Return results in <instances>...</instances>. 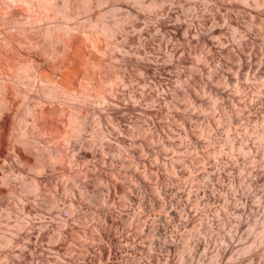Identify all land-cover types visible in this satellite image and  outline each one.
Returning a JSON list of instances; mask_svg holds the SVG:
<instances>
[{
    "label": "rangeland",
    "instance_id": "rangeland-1",
    "mask_svg": "<svg viewBox=\"0 0 264 264\" xmlns=\"http://www.w3.org/2000/svg\"><path fill=\"white\" fill-rule=\"evenodd\" d=\"M28 1L0 0V70L17 77L12 83L0 81V110L11 120L8 141L0 150V264H64L61 260L96 264L100 259L97 264H167L168 254L170 264H264V0H51L48 4L55 14L45 10L42 17L32 11ZM67 11L72 12L70 16L64 14ZM114 17H130L126 33L131 40L124 44L131 50L127 55L139 57L141 63L104 64L102 75L123 71L128 85L120 89V102L113 106L133 100L140 102L139 108L124 110L120 120H113L109 107L93 102L86 125L72 137L76 146L84 142L82 146L93 156L78 164L63 160L40 170L39 159L33 155L31 166L16 163L14 144L32 152L47 151L58 142V146H67L63 137L55 142L38 131L45 118L31 115L30 108L32 103L38 110L50 105L52 118L61 122L59 99L39 104L36 95L49 86L47 77L61 79L63 63L80 58L78 49L90 43L91 19ZM122 38L119 33L118 40ZM34 65L39 66L42 77L46 75L44 80L33 78ZM143 65L149 72L141 71ZM5 86L12 88L10 101L4 99ZM187 92L198 98L189 100ZM151 94L159 95V100L153 102ZM150 103L159 110L155 118L143 111ZM210 122L212 129H206ZM62 123L68 126L66 121ZM102 129L114 133L103 136ZM118 134L134 142L122 144L116 139ZM149 136L147 149L140 153L143 161L131 162L132 151L140 150L143 138ZM228 138L233 139V148ZM107 144L112 151H104ZM135 173L148 184H142ZM37 176L50 182L38 190ZM115 183L123 189L111 191L110 184ZM164 183L171 189L167 196ZM17 188L23 197L13 190ZM173 195L177 200H172ZM110 208L119 223L113 230L122 239L121 249L113 244L118 254L111 260L99 239ZM175 209L185 210V214L174 216L171 211ZM156 225L166 227L167 233L155 229L151 235L150 228ZM63 228L68 235L61 240ZM85 250L91 254L87 261L82 260ZM70 255L75 257L72 261Z\"/></svg>",
    "mask_w": 264,
    "mask_h": 264
},
{
    "label": "bare ground",
    "instance_id": "bare-ground-1",
    "mask_svg": "<svg viewBox=\"0 0 264 264\" xmlns=\"http://www.w3.org/2000/svg\"><path fill=\"white\" fill-rule=\"evenodd\" d=\"M26 1V0H25ZM28 1V0H27ZM49 2H51V0H29L28 3L30 4L31 6V9L33 8L34 12H38L39 13V17H42L43 16V13L45 10L48 11V14L49 15H53L55 13L51 12V10L53 8H51V6H49ZM77 2V1H76ZM60 3V1H59ZM71 4V3H70ZM74 4V3H73ZM79 4V3H78ZM94 4V3H93ZM11 6V5H10ZM68 6V5H67ZM80 6V5H79ZM23 7V6H22ZM25 7V6H24ZM7 9V8H6ZM15 9V8H14ZM64 9V8H63ZM67 10V9H66ZM53 11V10H52ZM33 12V13H34ZM63 12V11H62ZM77 12V11H76ZM4 13V12H3ZM72 13V12H71ZM68 11L67 12H64V14L66 16H70V14ZM30 14V13H29ZM32 14V13H31ZM4 15V14H3ZM46 15V13H45ZM96 15V14H95ZM99 15V14H98ZM9 16V15H8ZM36 16V15H35ZM101 18V17H100ZM26 19V18H25ZM130 17L128 18H112V19H99V18H92L91 19V29L87 32L88 33V37H89V45L87 47H81L80 49H78L80 52V58L77 60V61H74V62H71L69 64H66V63H63L65 64L66 67L64 71V74L62 75L61 79L60 80H49L51 78L48 79L47 77V80L50 82L49 86L43 88L41 90V93L36 95L37 97V100L39 104H42L44 102H50L51 99L53 98H57L59 99V101L61 102L60 105V108L59 110L63 113V118L61 119V122L59 121H56L52 118V114H53V110L51 108V106H47V107H42L38 110V108H35L33 107V104L32 103V107L30 108V114L34 116V113H37L38 115L41 114L45 120L41 123V125H39V129L38 131L40 133H44V134H47L48 135V140H53L55 142H57V139L58 138H62L67 141H64V145L66 144V142L68 143L67 146H62V147H66V148H62L59 145V142L58 143H54V146H51L49 147V149L46 151L42 150H38V151H33L30 150V149H27L26 147H21L20 144H14V149H15V156H16V163L18 162H22V163H30L32 160H31V155L35 156L36 159L38 158L39 159V169L40 170H44L50 166H55L56 163L60 162V161H63V160H67L69 162H72V163H77L81 160H86L88 157L90 156H93V153L90 152L88 149L84 148L82 146V143L84 144V142L80 144H77L76 146V140H74V136H76V134L86 125L85 124V119L89 116V112H90V108H91V104L93 102H101L104 104V108L107 109L109 107V116H112L111 118L113 120H118L119 118H121V112L122 111H126V110H135L137 108H139V105H140V102L138 103V101H133L132 102H128V103H123L122 106H116L113 104L115 103H119V98H118V93L120 91L121 88L125 87L128 85V82L126 81L124 75H123V71H116L114 74H109V75H102V68L104 66V64H112L113 66L115 67H118L120 65H123L124 62L126 61H135L137 63H141V60L139 59L138 55L136 52L135 54L137 55L138 58H131L130 56H128L127 54L130 52L131 53V50H129V48H126V44H124L125 42L131 40V35L129 33H126V24L128 23ZM34 20V19H33ZM58 22V21H57ZM184 25V24H183ZM136 26V25H135ZM88 27V26H87ZM49 29V28H48ZM83 29V28H82ZM45 30V29H44ZM85 31V30H84ZM186 31H190L189 28L186 29ZM19 32V31H18ZM24 33V32H23ZM58 33V32H57ZM68 33V32H67ZM119 33H122L123 36H124V40L123 38L118 40V34ZM3 35V34H2ZM25 35V34H24ZM75 35V34H74ZM78 35V34H77ZM45 36V35H44ZM43 37V36H42ZM55 37V36H54ZM63 37V36H62ZM121 36H119L120 38ZM47 39V38H46ZM45 39V40H46ZM58 40V39H57ZM65 40V39H64ZM88 40V38L86 39ZM13 41V40H12ZM20 41V40H19ZM31 43V42H30ZM74 43V42H73ZM74 45V44H73ZM18 47V46H17ZM69 47V46H68ZM15 48V47H14ZM19 48V47H18ZM26 48V47H25ZM29 48V47H28ZM57 48V47H56ZM59 49V48H58ZM71 49V48H70ZM35 50V49H34ZM60 50V49H59ZM24 51V49H23ZM33 51V50H32ZM71 52V51H70ZM24 54V53H23ZM22 54V55H23ZM31 54V53H29ZM46 54V53H45ZM67 54V53H65ZM130 55V54H129ZM24 56V55H23ZM32 56V55H31ZM144 56V54H143ZM35 58V57H34ZM31 59V58H29ZM38 59V58H37ZM51 59V58H49ZM74 60V59H73ZM6 61V60H5ZM48 61V60H47ZM15 62V61H14ZM57 62V61H56ZM151 62V61H150ZM42 63V62H41ZM62 64V65H63ZM130 64V63H129ZM41 65V64H40ZM142 65V64H141ZM32 66V65H31ZM47 66V64H46ZM137 66V65H136ZM144 66V65H143ZM57 67V66H56ZM60 67V66H59ZM63 67V66H62ZM142 67V66H141ZM22 68V67H21ZM32 68V67H31ZM123 68V67H122ZM19 69V68H18ZM29 69V68H28ZM60 69V68H59ZM108 69V68H107ZM142 70H145L146 72H149V69L148 67L144 66L141 68V71ZM20 71V70H19ZM51 72V71H50ZM31 73V71H30ZM105 73V72H104ZM54 74V73H53ZM16 75V74H15ZM14 74L10 73V71H6L4 69L0 70V81L1 82H11V81H16V76ZM23 75V74H22ZM31 75V74H30ZM32 75H33V78L34 79H37V78H43V77H46L43 76L42 77V71H40V68L39 66H33V71H32ZM145 75V74H144ZM20 76V75H19ZM24 76V75H23ZM48 76V75H47ZM51 76V75H50ZM44 80V78L42 79ZM46 80V79H45ZM68 80V81H67ZM100 81L97 82V81ZM47 82V81H46ZM6 83H4L6 85ZM12 83V82H11ZM18 83V82H17ZM107 83H109L111 85V87H107ZM16 84V83H15ZM38 84V82H37ZM141 84V83H140ZM2 85V84H1ZM14 85V84H13ZM155 86H158V85H155ZM36 87V86H35ZM160 87V86H159ZM17 88V87H16ZM15 88V89H16ZM40 88V87H39ZM158 88V87H157ZM18 91L22 92V93H27L26 89H22V87H18L17 88ZM36 89V88H35ZM133 89V88H132ZM134 89H136L134 87ZM156 90V89H155ZM191 90V89H190ZM189 90V91H190ZM1 91V90H0ZM4 91V92H3ZM3 93H4V99L5 101H10L12 100V94H13V91H12V88H10L9 86H5V88H3ZM17 91V92H18ZM107 91H110L109 93H107ZM158 91V89H157ZM160 91V90H159ZM185 91V90H184ZM36 92V91H35ZM127 92V90H126ZM134 92V91H133ZM175 92V91H174ZM130 93V91H129ZM157 93V92H156ZM191 93H194V92H191ZM236 93V92H235ZM243 93V92H242ZM155 94V93H154ZM152 95L150 96V98L153 100V102L155 101H158L159 100V95ZM162 94H165V92L163 91ZM195 94V93H194ZM212 94V93H211ZM215 94V93H214ZM218 94V93H217ZM3 95V94H2ZM15 95V94H14ZM166 95V94H165ZM187 95V96H186ZM186 97H188L189 100H194L195 98L197 99L198 96L195 94H190L189 92L186 93ZM33 96V95H32ZM121 96V95H120ZM123 96V95H122ZM224 96V95H223ZM143 97V96H141ZM194 97V98H193ZM216 97V96H214ZM2 98V97H1ZM22 98V97H20ZM176 98V97H174ZM220 98V97H219ZM148 99V97H147ZM238 99V98H237ZM151 100V102H152ZM199 100V99H198ZM175 101V100H173ZM183 101V100H182ZM212 101V100H211ZM222 101V100H221ZM14 102V101H13ZM21 102V101H20ZM36 102V101H35ZM58 102V101H56ZM1 103V102H0ZM9 103V102H8ZM51 103V102H50ZM111 103V104H110ZM189 103V102H188ZM252 103V102H251ZM250 103V104H251ZM263 103V102H262ZM23 104V103H21ZM48 104V103H47ZM236 104V103H235ZM254 104V103H253ZM12 105V104H11ZM18 105V104H17ZM111 105V106H110ZM154 104L150 103L149 104V107L147 108H142L143 111L146 113V116H151V117H157V115L159 114V110L157 108H155L153 106ZM181 105V104H180ZM200 105V104H199ZM219 105V104H218ZM37 106V105H36ZM45 106V105H44ZM56 106V105H55ZM153 106V107H151ZM179 106V105H178ZM177 106V107H178ZM230 106V105H229ZM249 106V105H247ZM252 106V105H251ZM1 107H3L1 105ZM19 107V106H18ZM54 107V106H53ZM161 107V106H160ZM243 107V106H242ZM7 108V106H6ZM207 108V107H206ZM19 109V108H17ZM16 109V111H17ZM195 109V107H194ZM242 109V108H241ZM240 109V110H241ZM22 110V109H21ZM20 110V111H21ZM93 110V109H91ZM206 110V109H205ZM204 110V111H205ZM251 110V109H250ZM124 111V112H125ZM200 111V110H199ZM123 112V113H124ZM172 112V111H171ZM216 112V111H215ZM214 112V113H215ZM229 112V111H228ZM232 112V111H231ZM5 112L2 110H0V150H1V147L2 145H4L6 143V140L8 141V138L6 139V137H9V136H6V133L8 132L7 131V128L10 126L8 125V121L10 120L8 115H3ZM10 114V113H9ZM12 114V113H11ZM23 114V113H22ZM169 114V113H168ZM195 114V113H194ZM201 114V113H200ZM257 114V113H256ZM15 115V114H14ZM125 115V114H124ZM123 115V116H124ZM204 115V113H203ZM2 116H5L3 119H2ZM122 116V117H123ZM11 117V116H10ZM37 118H39L38 116H36ZM42 117V118H43ZM246 117V116H244ZM248 117V116H247ZM256 117V116H255ZM253 118V117H251ZM100 120V122H102V118H98ZM234 119V118H233ZM241 119V118H240ZM258 119V118H257ZM112 120V121H113ZM120 120V119H119ZM175 120V119H174ZM191 120H194V119H191ZM190 120V121H191ZM197 120V119H196ZM229 120H231L229 118ZM252 120V119H251ZM259 120V119H258ZM13 121V120H12ZM35 121V120H34ZM40 121V120H39ZM67 122L68 123V126H65L62 122ZM11 122V120H10ZM16 122V120H15ZM99 122V121H98ZM117 122V125L120 126L122 125L121 124V121H116ZM188 122V121H187ZM199 122V121H198ZM35 124V123H34ZM116 124V123H115ZM188 124V123H187ZM230 124L232 125V123L229 121V126ZM250 124V123H249ZM248 125V124H247ZM38 126V125H37ZM190 126V125H189ZM192 126V125H191ZM201 126V125H200ZM211 122L208 123L206 125V129H212L211 127ZM122 127V126H121ZM142 127V126H141ZM205 127V125H204ZM203 127V128H204ZM264 127V126H263ZM111 128V127H110ZM118 128V127H117ZM120 128V127H119ZM118 128V129H119ZM176 128V127H175ZM180 128V127H179ZM259 128V127H258ZM10 129V128H9ZM124 129V128H123ZM128 129V128H127ZM143 129V128H142ZM205 129V130H206ZM252 129V128H251ZM175 130V129H174ZM30 131V130H29ZM82 131V130H81ZM166 131V130H165ZM184 131V130H183ZM186 131V130H185ZM199 131V130H198ZM11 133V132H10ZM111 133H114L113 131H110L108 130L105 131L104 129L101 130V135L103 136H111ZM120 133V132H119ZM137 133V132H136ZM181 133V132H180ZM201 133H203V131H201ZM200 133V134H201ZM263 133H264V130H263ZM8 134V133H7ZM79 134V133H78ZM117 134V132H116ZM140 134V133H137V135ZM185 134V133H184ZM213 134V133H212ZM46 135V136H47ZM114 135V134H113ZM151 135V134H150ZM182 135V134H181ZM92 136V135H91ZM134 136V135H133ZM186 136V135H185ZM73 137V138H72ZM137 137V136H136ZM194 137V136H193ZM196 137V136H195ZM223 137V136H222ZM235 137V136H234ZM14 138V137H13ZM19 138V137H18ZM145 138V137H144ZM142 140V146H140V150H135V151H132L133 154H130V159H131V162H138V163H141L143 160H142V155L140 153H143L145 152V150L147 149V146L150 142V139L152 138V136H149L148 140ZM192 138V137H191ZM199 138V136H198ZM256 138V137H255ZM73 139V140H72ZM116 139L118 141H120L122 144H127L129 141L130 142H134L133 139H128L126 138L125 136H122L120 134L117 135ZM142 139V137H141ZM238 139V138H237ZM24 140V139H23ZM184 140V139H183ZM12 141V140H11ZM9 141V142H11ZM20 141H21V138H20ZM52 141V143H53ZM60 141V139H59ZM155 141V140H154ZM176 141V140H175ZM187 141V140H186ZM198 141V140H197ZM217 141V140H216ZM223 141V140H222ZM33 142V141H32ZM228 142L229 144L231 145V147L233 148L234 147V142H233V139L231 138H228ZM19 143V142H18ZM205 143V142H204ZM135 144V143H134ZM139 144H140V141H139ZM154 144V143H153ZM171 144V143H170ZM173 145H175L174 143H172ZM184 144V143H183ZM199 144V143H198ZM28 145V144H26ZM56 145V146H55ZM80 145V146H78ZM164 145V144H163ZM190 145V144H189ZM8 146V145H7ZM6 146V147H7ZM169 146V145H168ZM197 146V145H196ZM44 147V146H43ZM248 147V146H247ZM246 147V148H247ZM133 148V147H131ZM150 148V147H149ZM240 148V147H239ZM4 150V149H3ZM2 150V151H3ZM8 150V149H7ZM129 150V149H128ZM131 150V149H130ZM195 150V148H194ZM227 150V149H226ZM104 151H112V146L110 144H107V146L104 148ZM215 152L218 151V148L214 150ZM6 152V151H5ZM201 152V151H200ZM8 153V152H7ZM9 154V153H8ZM5 155V154H4ZM132 155V156H131ZM177 155V154H176ZM238 156V154H237ZM3 157V155H2ZM125 157V156H124ZM127 157V156H126ZM153 157V156H152ZM187 157V156H186ZM199 158V157H198ZM203 158V157H201ZM148 160V158H147ZM183 160V159H182ZM188 160V159H187ZM186 160V161H187ZM163 161V160H162ZM165 161V160H164ZM3 162V161H2ZM214 162V161H213ZM212 162V163H213ZM62 163V162H61ZM68 163V162H67ZM145 163V162H144ZM169 163V162H168ZM192 163V162H191ZM32 164V163H31ZM31 164H29L31 166ZM134 164V163H133ZM177 164V163H176ZM174 163V165H170L172 167V170L175 171L176 168H177V165ZM188 164V162H187ZM35 165V164H34ZM182 165V164H181ZM213 165V164H212ZM74 166V165H73ZM146 166V165H145ZM58 167V166H57ZM179 167V166H178ZM182 167V166H181ZM214 167V166H213ZM147 168V167H146ZM150 168V167H149ZM152 168V167H151ZM155 168V167H154ZM59 169V168H58ZM148 169V168H147ZM153 169V168H152ZM232 169V168H231ZM162 170V169H161ZM166 170V169H165ZM171 170V169H170ZM24 171V170H23ZM70 171V169H69ZM157 171V170H156ZM183 171V170H182ZM214 171V170H213ZM216 171V170H215ZM181 172V171H180ZM209 172V171H208ZM254 172H256L254 170ZM70 173V172H69ZM68 173V174H69ZM138 173V172H137ZM135 173V174H137ZM186 173V172H185ZM217 173V172H216ZM214 173V174H216ZM161 174V173H160ZM184 174V173H183ZM254 175L255 174H258V173H253ZM64 175V174H63ZM104 175V174H103ZM138 175V179L140 180V182L143 184V183H146V179L137 174ZM26 176V175H25ZM36 176V175H35ZM73 176V175H72ZM91 176V175H90ZM102 176V175H101ZM105 176V175H104ZM157 176V175H156ZM166 176V175H165ZM164 176V177H165ZM179 176V175H178ZM208 176V175H207ZM210 176H212L210 174ZM248 176V175H247ZM257 176V175H256ZM31 177V176H30ZM98 177V176H97ZM103 177V176H102ZM107 177V176H105ZM137 177V176H136ZM185 177V176H184ZM187 177V176H186ZM246 177V176H245ZM156 178V177H155ZM176 178V177H175ZM211 178V177H210ZM221 178V177H220ZM99 179V178H98ZM115 179V178H114ZM207 179V178H206ZM215 179V177H214ZM27 180V179H26ZM65 180V179H64ZM102 180V178H101ZM178 180V178H177ZM209 180V179H208ZM231 180V179H230ZM156 181V180H155ZM172 181V180H171ZM201 181V180H200ZM214 181V180H213ZM47 182H50L49 179L45 178L44 176H37L36 178V183H35V187L36 189H41L43 186L46 185ZM163 182H164V178H163ZM195 182V181H194ZM207 182V181H206ZM261 182V181H260ZM171 183V182H170ZM231 183V182H230ZM234 183V182H233ZM61 184V183H60ZM148 184V183H146ZM165 184V189H164V192L163 194L165 196L168 195V192L171 190L169 189V184L167 183H164ZM180 184V183H179ZM206 184V183H205ZM19 185V184H18ZM83 185L84 187H88V183L87 182H83ZM169 187H168V186ZM174 185V184H172ZM193 185V184H192ZM208 185V184H207ZM90 186V184H89ZM141 186V185H140ZM145 186V185H144ZM167 186V187H166ZM177 186V185H176ZM10 187V186H9ZM117 187H121L120 185L118 184H110V189L111 191H115V189H117ZM158 187V186H157ZM163 187V186H162ZM184 187V186H183ZM207 187V186H206ZM89 188V187H88ZM122 188V187H121ZM141 188V187H140ZM147 188V187H146ZM173 188V187H172ZM11 189V188H10ZM63 189V188H62ZM123 189V188H122ZM120 189V190H122ZM142 189V188H141ZM148 189V188H147ZM178 189V188H177ZM239 189V188H238ZM15 192L18 193V195H21L22 196V193L18 191V188L17 189H13ZM21 190V189H19ZM27 190V189H26ZM59 190V188H58ZM75 190V189H74ZM118 190V189H117ZM126 190V189H125ZM173 190V189H172ZM208 190V189H207ZM13 191V192H14ZM133 191V190H132ZM140 190H138L139 192ZM160 191V190H159ZM3 192L2 189H0V194ZM110 192V191H109ZM125 192V191H124ZM172 192V191H171ZM170 192V194H171ZM203 192V191H202ZM177 193V192H176ZM205 193V192H203ZM211 193V192H210ZM209 193V194H210ZM5 194V193H4ZM134 194V193H133ZM139 194V193H138ZM162 194V193H161ZM202 194V193H201ZM17 195V194H16ZM122 195V194H121ZM172 195V194H171ZM129 196V195H128ZM131 196V195H130ZM146 196V195H145ZM174 196V195H173ZM23 197V196H22ZM33 197V196H32ZM118 197V196H117ZM214 198V197H213ZM4 199V198H3ZM131 199V197H130ZM133 199H136V197H134ZM165 199V198H164ZM167 199V198H166ZM173 199H176V197L174 196V198L172 197V200ZM161 200V199H159ZM177 200V199H176ZM244 200V199H243ZM99 201V200H98ZM116 201V200H115ZM137 201V200H136ZM174 201V200H173ZM55 202V201H54ZM60 202V201H59ZM159 202V201H158ZM197 202V201H195ZM7 203V202H6ZM56 203V202H55ZM64 203V202H63ZM97 203V202H96ZM130 203V202H129ZM128 203V204H129ZM137 203V202H136ZM155 203V202H154ZM164 203V206L166 205V202L163 201ZM174 203V202H173ZM185 203V202H184ZM33 204V203H32ZM182 204V203H181ZM29 205V204H28ZM56 205V204H55ZM80 205V204H79ZM132 205V204H131ZM130 205V206H131ZM135 205V204H134ZM141 205V204H140ZM173 205V204H172ZM58 206V205H57ZM147 206V205H146ZM156 206V205H155ZM163 206V205H162ZM168 206V205H167ZM166 206V207H167ZM183 206V205H182ZM186 206V205H185ZM173 207V206H171ZM178 207V206H177ZM30 208V207H29ZM182 208V207H181ZM126 209V207H125ZM131 209V208H129ZM158 209V208H157ZM156 209V210H157ZM173 209V208H172ZM171 209V210H172ZM184 209V208H183ZM138 210V209H137ZM160 210V209H159ZM2 211V210H1ZM95 211V210H94ZM124 211V210H123ZM131 211V210H129ZM152 211V210H151ZM185 210H183L184 212ZM157 212V211H156ZM174 213V216L175 215H183L185 214V212L183 213L181 210L180 211H177L176 209L174 211H171ZM75 213V212H74ZM128 213V212H127ZM131 213V212H130ZM129 213V215H130ZM161 213V212H160ZM163 213V212H162ZM187 213V212H186ZM135 214V213H134ZM148 214V213H147ZM158 214H159V211H158ZM169 214V213H168ZM101 215V214H100ZM136 215V214H135ZM32 216V215H30ZM162 216V215H161ZM171 216V215H169ZM168 216V218H169ZM173 216V215H172ZM137 217V216H136ZM154 217V216H153ZM160 217V216H159ZM168 218L166 217V220H168ZM172 218V217H170ZM169 218V219H170ZM91 219V218H90ZM29 220V219H28ZM159 220V219H158ZM99 221V219H98ZM104 221H105V226L103 229V231H101V233L99 234V239H100V244L102 243L103 244V251L105 254L108 255V258L111 260L112 256L116 257V254H118L116 252L117 248L119 247V245L122 244V239H120L117 235H116V229L113 230V227H115L114 225L117 223L116 220L114 219V209L113 208H110L108 210V213L106 214L105 213V216H104ZM126 221V220H125ZM129 221V220H128ZM149 221V220H148ZM155 221V219L153 220ZM152 221V223H153ZM170 221V220H168ZM68 219L64 220V225L68 224ZM156 222V221H155ZM23 223V222H22ZM176 223V222H175ZM119 223H117L118 225ZM149 224V223H147ZM154 224V223H153ZM152 224V225H153ZM157 224V223H155ZM154 224V225H155ZM160 224V223H159ZM165 224V222H164ZM169 224V223H168ZM168 226V225H167ZM175 226V225H174ZM65 227V226H64ZM119 227V226H118ZM146 227V225H145ZM151 227V226H150ZM153 227V228H152ZM150 229L151 231H149V233L151 235H155L153 234V231H160L161 230V233H164L166 231L167 233V230L164 228L161 227V228H158V226H152ZM43 228V227H42ZM94 228V227H93ZM60 229V228H59ZM149 229V230H150ZM32 230V229H31ZM122 230V229H121ZM13 231V230H12ZM129 231V230H128ZM154 231V232H155ZM41 232V231H40ZM39 232V233H40ZM239 232V231H238ZM130 233V232H129ZM148 233V234H149ZM194 233V232H193ZM41 234V233H40ZM39 234V236H40ZM61 236V240H64L65 237H67L68 235V229L66 228H63L60 233H59ZM58 234V235H59ZM146 234V233H145ZM125 235V234H124ZM29 236V235H28ZM130 236V235H129ZM147 236V235H146ZM150 236V235H149ZM35 237V236H34ZM41 237V236H40ZM57 237V236H56ZM78 237V236H77ZM85 237V236H84ZM91 237V236H90ZM97 237V236H96ZM89 238V237H88ZM95 238V237H94ZM135 238V237H134ZM138 238V237H137ZM159 238V237H158ZM239 238V237H238ZM124 239V238H123ZM156 239V238H155ZM17 240V239H16ZM20 240V239H18ZM81 240V239H80ZM138 240V239H137ZM21 241V240H20ZM19 241V242H20ZM48 241V240H47ZM73 241V240H72ZM97 241V240H96ZM127 241V240H126ZM22 242V241H21ZM110 242V243H109ZM159 242V241H158ZM109 243V244H107ZM173 243V242H172ZM191 243V242H190ZM88 247V243H86ZM101 244V245H102ZM118 245V247H116V250L114 249L115 245ZM129 244V243H128ZM140 244V243H139ZM166 245L168 246V243L164 242L163 245ZM58 245V244H57ZM68 245V244H67ZM75 245V244H74ZM131 245V244H130ZM85 246V245H84ZM124 246V245H123ZM101 247V246H100ZM143 247V246H142ZM169 247V246H168ZM163 248V247H162ZM161 248V249H162ZM101 249V248H100ZM119 249H121V247H119ZM128 249V248H127ZM160 249V250H161ZM168 249V248H167ZM63 250V249H62ZM66 250V249H65ZM89 250V249H88ZM88 250H85L83 255H82V260L83 261H87L91 256V254H89ZM172 250V247L171 249ZM67 251V250H66ZM124 251V250H122ZM169 251V250H168ZM4 252V251H3ZM93 252V251H92ZM127 252V251H126ZM133 252V251H131ZM149 252V251H148ZM130 253V252H129ZM162 253V252H161ZM161 253H158V254H161ZM103 254V253H102ZM101 254V255H102ZM105 254H103V256H105ZM120 254V252H119ZM139 254V253H138ZM147 254V253H146ZM183 254V253H182ZM221 254V253H220ZM59 255V254H58ZM62 255V254H61ZM93 255V254H92ZM150 255V254H149ZM152 255V254H151ZM6 256H8L6 254ZM23 256V255H22ZM68 256V255H67ZM75 256V255H74ZM90 256V257H89ZM94 256V255H93ZM118 256V255H117ZM121 256V255H120ZM140 256V255H139ZM164 256V255H163ZM171 255L168 254L167 255V259L165 260L167 264H170V257ZM65 257V255H64ZM127 257V256H126ZM146 257V256H145ZM75 258V257H74ZM74 258H72V256L70 255V257L68 258L69 260H73ZM98 258V257H97ZM117 258V257H116ZM79 258L76 257V260H78ZM94 259V258H92ZM91 259V261H92ZM106 259V257H105ZM113 259V260H114ZM119 259V258H118ZM54 260V259H53ZM96 260H99V259H96ZM95 260V261H96ZM101 260V259H100ZM99 260V261H100ZM108 260V259H107ZM109 260V261H110ZM223 260V259H222ZM63 260H61V262L59 263H64V264H67V262H62ZM81 261V260H80ZM98 261V262H99ZM152 261V260H151ZM182 261V260H181ZM96 261V264L98 263ZM108 262V261H107ZM172 262V261H171ZM83 263V262H82ZM85 264H87V262H84ZM102 263V262H101ZM121 263V262H120ZM69 264V263H68ZM77 264V263H75ZM81 264V263H80ZM105 264H108V263H105ZM115 264V262H114ZM118 264V263H117ZM142 264V263H141Z\"/></svg>",
    "mask_w": 264,
    "mask_h": 264
}]
</instances>
